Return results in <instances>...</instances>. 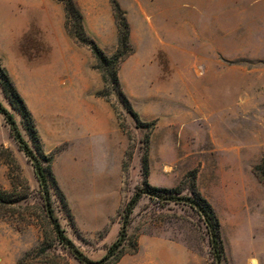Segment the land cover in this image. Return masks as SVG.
<instances>
[{"label":"rangeland","instance_id":"1","mask_svg":"<svg viewBox=\"0 0 264 264\" xmlns=\"http://www.w3.org/2000/svg\"><path fill=\"white\" fill-rule=\"evenodd\" d=\"M117 2L133 52L119 65L120 90L107 101L98 96L103 83L90 51L64 29L59 2L0 0V74L8 73L30 111L44 159L28 119L1 86L0 103L46 170L62 230L87 257L105 255L143 183L146 152L150 185L209 202L220 224L221 264H264V183L253 172L264 163V0ZM75 3L87 35L112 53L111 0ZM0 146L12 152L29 187L26 202L38 207L33 168L1 114ZM8 172L0 164V189H11ZM26 202L14 204L17 213ZM29 219L0 218V264H80L49 226ZM45 232L46 250L35 255ZM126 233V246L136 240V250L114 264L216 263L203 217L185 202L143 196Z\"/></svg>","mask_w":264,"mask_h":264},{"label":"trees","instance_id":"2","mask_svg":"<svg viewBox=\"0 0 264 264\" xmlns=\"http://www.w3.org/2000/svg\"><path fill=\"white\" fill-rule=\"evenodd\" d=\"M63 6L64 10V29L67 35L79 46L86 47L93 57L95 64V70L100 74L101 80L103 83L102 90L99 92L98 96H101L108 101L111 90H120V83L118 77L119 65L123 59L132 54L133 48L130 44V27L129 22L120 8L117 0H111V6L113 11V18L116 25L117 31V44L114 51L110 54L104 52V50L91 38L87 35L83 26V15L78 6L75 3V0H56ZM0 78L4 80L3 83H0L4 95L8 97L9 94L14 97L21 109H17L16 105L11 102V105L14 109L23 116L24 119H28L29 126L27 130L30 136L37 142L36 151L39 152L41 157L44 159L45 154L41 150L39 144L38 133L33 121V117L30 111L27 109L26 104L22 96L17 92L13 87V83L8 75V73L2 68ZM8 88L12 90L13 93H7ZM122 95V93H121ZM125 99V96L122 95ZM127 103V101H126ZM130 110L131 106L127 107ZM22 110V111H20ZM133 116L136 118V122L139 123L138 116L134 111ZM0 114L3 116L5 122L9 126L10 134L13 139L16 141L18 148L25 154L29 160L34 175L37 179L39 188H40V205L38 207H32L28 204L26 200L29 197V187L27 184L21 183V175L19 173V166L9 148L0 146V164H6L9 168L8 178L11 183V189H0V218L13 219L17 222H22L24 224L29 223L30 216H37V219L40 221L39 226L43 229L47 226L50 227V231L54 235L55 239L62 245L68 248V251L73 256V258L80 264H114L117 262L125 253H133L136 250L137 242L132 240L131 244L126 246V240H129V236L126 233V227L129 222V217L139 200L143 196L149 198L161 199L164 202H185L192 209L197 211V213L203 217L204 224L209 236V245L211 248V255L215 264H221V256L223 251V246L220 239L219 233V221L214 214V211L209 204V202L201 197L198 193L194 194L193 197H181L176 195L172 190L165 188H158L152 186L147 181V176L149 174V164L147 153L145 152L143 158L141 159V169L143 175V183L141 186H138L133 195L130 197L129 201L125 205V208L121 214V227L118 233L117 240L113 242L107 249L106 254L103 255L99 260H93L87 257L81 250H79L74 243L65 235L62 230L52 207L50 192H49V182L46 170L43 167V164L28 145L27 142L22 138L20 131L16 125L15 119L11 112L8 111L0 103ZM47 162H51V158L47 159ZM254 174L257 176L258 180L264 183V163L257 165L253 168ZM54 184H56L55 179L51 177ZM158 192L162 195H158ZM20 201L26 202L24 206L18 205V208H21L23 211H16L14 204ZM35 208L39 215H32L31 212H28L30 209ZM17 214V217H14ZM134 239V238H133ZM46 232L43 238V242L37 248L36 254L42 255L45 252V242ZM47 264H60L55 261H46Z\"/></svg>","mask_w":264,"mask_h":264},{"label":"crops","instance_id":"3","mask_svg":"<svg viewBox=\"0 0 264 264\" xmlns=\"http://www.w3.org/2000/svg\"><path fill=\"white\" fill-rule=\"evenodd\" d=\"M114 19V18H113ZM84 26V25H83ZM116 33H117V31H116ZM117 36V35H116Z\"/></svg>","mask_w":264,"mask_h":264}]
</instances>
